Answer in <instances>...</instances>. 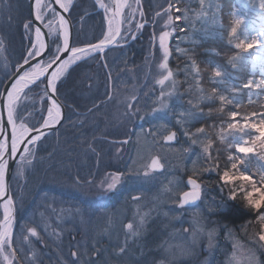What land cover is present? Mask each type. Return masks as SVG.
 Masks as SVG:
<instances>
[{
	"label": "rangeland",
	"instance_id": "374dc122",
	"mask_svg": "<svg viewBox=\"0 0 264 264\" xmlns=\"http://www.w3.org/2000/svg\"><path fill=\"white\" fill-rule=\"evenodd\" d=\"M82 2L86 3L85 7L80 6ZM91 2L95 4L94 0H72L71 11L80 15L77 19L73 18L76 21L75 28L89 39L99 37L102 31L107 30L106 16L110 17V13L106 14L95 4L96 17L94 18L100 21L101 28L93 30V20L88 19L90 15L88 9H93ZM169 2L174 5L170 11L173 17L172 25H167V16L156 17L157 12L162 13L167 9ZM239 2L242 6V4L245 5L246 0H239ZM104 3L112 5L114 0H104ZM49 4H51L50 0H42V5ZM127 5L131 7H125L121 19L132 14L131 18L135 23L145 21L149 23L140 32H136L133 28V33L138 36L137 39L133 40L130 37L121 39L119 44L112 45L107 51V63L115 78L117 99L103 112L97 113L95 118L88 116L86 108L90 106V98L97 91L96 87H93L89 92L88 85L98 84L99 91H104L102 85L105 80V72H103L105 68L101 71V68H98V62L90 61L88 66L78 68L74 73V79L69 80L67 85L70 90L67 93V102L78 104L77 111L83 115H75L70 109L66 110L67 115L70 121L77 125L84 121L83 127L70 125L61 129L59 137H49L39 151V155L46 156L47 151L55 150L56 159L45 160L42 164H38V171L30 170V166H25V175L18 177L14 170L11 191L16 193L13 231L16 235L14 246L18 249V254L13 257L11 249H6L3 254H0V264H6L4 255H8L13 264H58V257L63 260L68 254L67 245L71 235L65 231L62 242L58 241L52 234L51 228L45 231L49 220L52 221L53 227L72 229L77 239L86 238L92 242L99 240L101 246L107 249L104 258L107 259L108 264H230L234 253L239 264H249L246 257H251L250 264H264V245L257 241L261 225L254 221L256 231L250 227H248L250 229L246 228L247 223L238 229L228 225L221 216L224 210L223 201L218 199L220 195H227L224 189L229 190V188H234L237 195L243 196L245 189L251 191V185L237 181L234 185L225 186L223 190L218 186L216 195L215 190L206 182L209 174L217 179L218 172H222L225 168L230 169L228 157L237 155L245 159L246 164L242 167L250 170L257 188L262 186L260 176L264 174V149H261L257 142L254 153L240 156L235 152V148L237 143L251 141L256 135L252 129L243 131L240 129L243 128L246 117H252L253 123H260V114L264 113V108L262 110L260 107V100L264 107V87L258 89L253 86L251 89H246L247 95L241 91V98H237L235 93L228 90L223 91L228 94L224 93V96L231 101H237L238 105L244 101L258 103L253 105L250 114L240 106L233 108L230 113L226 111V108H222L224 118L212 122L210 126L199 122L204 116L202 106L207 102L203 87L201 84L199 87L196 86L195 95H192L189 90L183 92L180 84L183 78L188 79L191 75L195 77V82L199 80L195 75L200 74L201 68L192 61L190 68L185 65L188 55L184 52L183 46L188 43V40L186 34L178 33V24L175 22L176 4L172 0H139V3L137 0H127ZM246 5L259 8L257 16L254 14L245 20L242 30L245 41H260L259 47L247 53L245 51L246 61L251 66L248 80L252 79L258 83L264 77V10L260 8L258 2L249 1ZM254 7L251 8L252 11ZM42 10L45 13L42 22L46 25L53 17L47 8L42 7ZM141 12L144 13L143 17L140 15ZM180 13L181 20L186 25L189 23L192 28L196 26L197 19L203 17L198 10V14L195 13L192 7ZM154 20H159V23H153ZM30 21L29 0H0V80L4 82L7 81L6 73L12 71L11 65L19 60L29 46L28 34L23 25ZM54 26H58V17L54 21ZM129 26V23L125 21L122 24V31ZM192 28L190 31H193ZM161 30L173 33L170 37L172 54L168 69L172 71L173 76L165 81L164 85L157 83L163 75H167V71L159 68V64L163 62L162 52L157 47ZM153 34L157 38L156 43H150ZM124 35L127 37L128 33L125 32ZM180 36L182 42L178 40ZM31 38L35 39L34 31L31 33ZM129 49L132 52H129ZM176 53H182V60L185 58L180 61L181 66L178 61L175 65ZM189 60H192L190 56ZM234 62L231 60V63ZM235 64H240V61H236ZM226 67L227 65L224 64V68ZM214 69L210 71L211 82L224 84L222 76L225 72H221L220 77H215ZM86 76L93 79L87 80ZM186 85L185 83V88L188 86ZM161 89L165 93L162 99L168 108L153 112V109H160L158 97ZM1 91L2 88H0ZM144 93H148V96L145 97ZM168 93L171 95L169 96ZM185 94L189 95L187 100L183 99ZM243 94L246 97H243ZM136 95L141 97V110L138 117H133L132 121L128 122L124 119V106L120 101L126 99L130 101V98ZM32 99L31 96L25 98L22 95L19 103L30 105ZM177 104L180 109L177 108ZM233 111L239 113L238 127L229 129L228 125L234 122L231 118ZM253 113L257 115L253 117ZM124 124H127L129 129H133L136 135L132 136V143L124 145L118 153L117 148L105 143L103 137L123 139L122 125ZM201 127L204 131L197 132V129ZM150 128H155L159 135L155 138L151 135L145 136V132ZM171 131L177 133L176 140L165 143L163 137ZM185 132L189 135L186 136ZM94 136L97 138L96 147L101 152L99 161L92 153L84 155L83 152L86 148L84 140L91 142ZM137 136L140 137L139 142L136 140ZM192 140H196V143L192 144ZM208 145H211L209 148L211 158L204 152V148ZM69 148H75L79 153V159L76 162L82 166V171L84 173L92 171L95 174L96 185L85 184L77 188L65 183L62 175L44 174V169L49 164L58 167L59 161L67 159L65 152ZM155 156L160 158L163 169L144 176L146 166ZM217 164L219 169L216 168ZM206 169H211V172ZM116 171L125 173L118 190L101 194L99 182L106 173ZM189 175H195L201 183V200L197 202V206L181 208L178 195L189 190L186 186ZM53 185H57L56 189ZM135 196H139L140 199L133 200ZM45 198L49 202L54 200V206L57 209L69 206L82 208L85 213V222L80 223L78 218H74L63 224H56L52 213L44 207ZM255 198L258 199L259 196ZM1 208L3 219V207ZM41 213L44 214L43 217ZM141 220H143L142 225ZM127 223H133V230L138 235H131L125 227ZM28 227H36L39 236L43 238L47 246L31 236H29L31 243L22 245V229ZM196 228H202L203 232L197 231V242L194 244L190 233ZM105 229L107 231H104ZM184 229H189V233H185ZM212 230H215V237L213 247L209 248L207 233ZM125 239L128 241L127 254L113 258V252L118 251V246ZM98 264H103V259Z\"/></svg>",
	"mask_w": 264,
	"mask_h": 264
},
{
	"label": "snow or ice",
	"instance_id": "6c2138e0",
	"mask_svg": "<svg viewBox=\"0 0 264 264\" xmlns=\"http://www.w3.org/2000/svg\"><path fill=\"white\" fill-rule=\"evenodd\" d=\"M94 2L106 14L110 13V17L106 16L107 30L102 31L99 37L89 39L75 28L76 21L69 18L73 8L72 0H52V3L49 5H42V0H34V20L23 25L25 32L28 34L29 46L19 60L11 65L12 71L6 73L7 83L0 80V88L3 89L0 92V112L6 109V117L0 119V204L3 207V219L0 220V254H3L6 249H11V255L13 257L18 254V249L14 246L16 235L13 231L15 224L16 193L10 190V172L15 170L18 177L24 176L25 166H30V170L38 171V164H42L45 160L53 161L56 159L55 150H46V156L39 155V151L49 137H59L61 135V129L67 128L70 125L72 127H83L84 121H81L79 125L70 121L66 110L70 109L75 115H83V113L77 111L79 108L78 104L75 102L71 104L67 102V94L61 91L62 88H64L69 80L74 79V73H76L78 68L88 66L90 61L98 62L100 67L105 68V80L102 85L104 91H99L100 85L98 84L88 85L89 92H91L93 87L97 89L96 94L90 98V106L86 108L88 116L95 118L97 113L103 112L117 99L115 78L112 76L111 67L107 63V51L112 45L119 44L121 39H127L129 37L133 40L137 39L138 36L133 33V28L136 32H140L149 23L148 21L135 23L131 18L132 14H129L124 19H120L123 16L125 7H131L127 5V0H114L112 5L105 4L104 0H94ZM137 3H139V0H137ZM42 7L47 8L53 17L46 25H43L44 28H47V32L42 31V27L40 26L34 27L33 29L35 21H43L45 18ZM173 8L174 5L169 2L167 9L162 13L157 12L156 17L162 18L163 16H167V25H172L173 17L170 11ZM260 8L264 10V0H260ZM175 12L177 13L175 15V22L179 24L181 21V13L178 6L175 7ZM65 14H68V16ZM140 15L143 17L144 13L141 12ZM57 17L58 26H54V21ZM125 21L130 26L122 31L121 25ZM80 22L82 23V20ZM153 23H159V20H154ZM240 23L241 19L238 17L230 29V37L236 35L237 25ZM33 31L35 33L34 40L31 38ZM180 31L184 32L186 29L181 27ZM125 32L128 33L127 37L124 35ZM172 35L173 33L169 31L161 30L158 36L157 47L162 52L163 61L159 64V68L167 71V75H163V78L157 81L160 85H164L165 81H168L173 76L172 71L168 70L171 55L170 37ZM156 40L157 38L153 34L150 43H156ZM232 46L237 51L243 48L247 52L259 47L260 41H243ZM221 74L220 68L215 67V77H220ZM85 79L92 80L93 78L86 76ZM253 86L258 89L264 87V77L258 83L249 79L243 85L246 89H251ZM215 91L213 89V92ZM22 95L25 98L33 97L30 105L19 103ZM164 95L165 93L161 89L158 97L160 100V109H153V112L168 108V105L162 99ZM168 95L170 96L171 93H168ZM144 96L147 97L148 93H144ZM140 101L141 97L139 95L132 96L130 101L128 99L120 101L124 106L123 116L126 121L131 122L133 117H138L141 110ZM219 101L222 105L232 103L224 95L219 96ZM256 115V113L252 114L253 117ZM238 116L239 113L236 111L231 113V118L234 122L228 125L229 129H236L238 127ZM260 116V123L251 122L252 117L244 118L243 128L240 130L252 129L256 135L252 137L251 141L246 140L242 144L237 143L235 152L240 154V156H247L254 153L257 142H259L260 148L264 149V113H261ZM139 118L143 119V117ZM122 128L123 139L103 137L104 142L115 146L118 153L124 145L132 143L131 138L136 135L133 129L127 127V124L122 125ZM203 131V127L197 129V132L202 133ZM184 134L186 136L189 135L187 132ZM148 135L155 138L159 133L155 128H150L145 132V136ZM176 136L177 133L171 131L163 137V141L165 143L175 142ZM136 140L139 142L140 137L137 136ZM84 143L86 144V148L83 149L84 155L92 153L99 161L101 152L96 147L97 138L94 136L91 142L85 139ZM195 143L196 140H192V144ZM210 147L211 145H208L204 148V152L208 153L209 158H211V153L209 152ZM65 156L67 159L59 161L58 167L49 164L44 169V174L55 173L62 175L65 178V183L77 188L85 184L90 186L97 184L95 174L92 171L84 173L82 166L77 164L76 161L79 159V153L75 148L67 149ZM228 163L230 164V169L225 168L222 172H218L221 189L223 190L225 186L234 185L237 181L251 185V191L244 190L243 200L250 214H252L253 220L261 225L258 231L257 241L261 245H264V174L260 176L262 186L258 189L254 177L250 174V170L247 167H242L246 164L245 159L239 158L237 155H230L228 157ZM162 168L163 165L160 163L159 157L153 158L150 164L146 166L144 176H149L151 172ZM216 168L219 169V164L216 165ZM206 170L211 172V169ZM124 177L125 173L119 171L106 173L98 184V187L101 189V194L118 190V186L123 182ZM186 186L189 190L183 191L182 194L178 195L179 207L197 206V201L201 200V183L195 175H189ZM257 195L259 196L258 199L255 198ZM236 198V190L229 188V199L236 200ZM139 199V196L133 197V200ZM54 205V200L49 202L45 198L44 207L52 213L56 224H63L74 218H78L80 223L85 222V213L82 208L69 206L67 208L57 209ZM43 215L41 213L42 217ZM110 223L109 221V225ZM142 224L143 220H141ZM125 227L131 235H138L133 230V223H127ZM48 228L52 229V234L61 242L65 231L71 235V239L67 245L68 254L63 260L58 257V264H98L101 259H103V264H108L107 259L104 258V253L107 249L101 246L99 240L92 242L86 238L77 239L76 233L72 229L53 227L51 220L47 222L45 231ZM104 231H107V229ZM197 231L202 233L203 229L196 228L190 233L194 244L197 242ZM184 232L189 233V229H184ZM29 236L37 238L40 243L47 246L43 238L39 236L36 227L22 229V245L31 243ZM214 237L215 230L207 233L209 248L213 247ZM127 252L128 241L125 239L118 246V251L113 252V258L123 256ZM245 259L250 264L251 257H246ZM4 260L6 264H13V261L8 255H4ZM230 264H239L235 253Z\"/></svg>",
	"mask_w": 264,
	"mask_h": 264
},
{
	"label": "trees",
	"instance_id": "16d2710c",
	"mask_svg": "<svg viewBox=\"0 0 264 264\" xmlns=\"http://www.w3.org/2000/svg\"><path fill=\"white\" fill-rule=\"evenodd\" d=\"M176 6L179 7L180 12L192 7L197 13V10L203 17L201 19H197V24L194 28L185 24L184 21H180L178 24V33L186 34V38L188 43L183 46L184 52L188 55V59L185 63L186 67L190 68L191 61L196 62L198 66L201 68L200 74H196V78L199 79L195 82V77L191 75L188 79L183 78V82H181L180 86L183 88V92L189 90L192 95H195L196 86L202 85V90L205 95V99L207 102L202 106V111H204V116L199 122L203 124L211 125L212 122L224 118V114L222 112V108H226L227 112H231L233 108L240 106L246 113H251V109L253 105L258 103L253 102H243L238 105L237 101H232L230 104H221L219 101V96L223 95L230 91L235 93L237 98L242 97L241 91L246 94V88L243 87L245 83H247L251 66H249V62H247L246 52L243 48L237 51L232 45L236 43H240L245 41L242 36V30L244 28V22L248 18L252 17L254 14L257 16L258 6L254 7L251 5H246L249 1L258 2L260 0H246L245 5L242 6L239 4V0H172ZM93 9L88 11L89 18H92L93 25L92 27L101 28V23L99 20L95 19L96 17V5L92 3ZM86 3L82 2L81 7H85ZM240 5V6H239ZM253 8V11L251 8ZM149 11V10H148ZM234 13V14H233ZM198 14V13H197ZM71 18L77 19L80 17L79 14H75V12L71 13ZM91 16V17H90ZM240 17L241 23L237 25V33L235 36L230 37L229 32L231 27L234 24V21ZM252 20V19H249ZM183 27L186 31L181 32L180 29ZM193 31H190V29ZM98 29V30H99ZM102 30V29H101ZM180 42H182V37L178 38ZM230 41V42H229ZM176 44V43H175ZM177 45V44H176ZM131 50H133L132 45L130 46ZM129 49V52H132ZM182 53H176L177 60L175 61V65H177V61L179 66H181L180 61L182 60ZM189 56L192 60H189ZM185 59V58H184ZM183 59V60H184ZM230 59V61H229ZM182 60V61H183ZM229 62H227V61ZM231 60L235 61L231 63ZM240 61V64H235L236 61ZM224 64L227 65L224 68ZM216 65H219V68L222 67L221 72H225V75L222 76L224 84L219 82H211V70L215 68ZM100 66H98L99 68ZM101 71L104 70L103 67H100ZM182 68V67H181ZM105 72V71H103ZM69 82V81H68ZM188 85L185 88V83ZM190 86V87H189ZM213 89L216 91L213 92ZM69 87L66 84L62 91L66 94L69 91ZM188 93V92H187ZM243 94V95H244ZM191 95V96H192ZM228 95V94H227ZM247 95V94H246ZM189 97L188 94H185L184 100H187ZM243 97H246L245 95ZM260 107H262V100H260ZM177 108L180 109V106L177 104ZM238 108V107H237ZM228 109V110H227ZM241 111V110H239ZM206 118V120H205ZM197 121V120H196ZM217 159H215L216 161ZM217 177V176H216ZM207 184L217 191V187H221V183L219 178H214L212 174H209L206 179ZM54 186V185H53ZM55 189L57 187L54 186ZM216 188V189H215ZM225 188V187H223ZM224 192L227 194L225 196H221L218 199H221L224 204V210L221 213V216L227 221V224L234 228H241L243 224H246V228L250 227L255 229L254 220L252 214H250L249 209L246 206L245 201L243 200V196L241 194L237 195L236 200L229 199V190L224 189ZM217 195V193H216ZM248 225V226H247ZM245 226V225H244ZM248 228V229H250ZM256 231V230H254Z\"/></svg>",
	"mask_w": 264,
	"mask_h": 264
},
{
	"label": "water",
	"instance_id": "95a60500",
	"mask_svg": "<svg viewBox=\"0 0 264 264\" xmlns=\"http://www.w3.org/2000/svg\"><path fill=\"white\" fill-rule=\"evenodd\" d=\"M50 1L52 3V0H50ZM29 10H30L31 21H33L34 20V13H35L34 0H29ZM65 15L68 16V14H65ZM69 18L71 19V16H69ZM43 25H44V23L42 21H35V23L33 24V29H34V27L40 26V27H42V31L47 32V28H44ZM121 30H122V25H121ZM170 44H171V40H170ZM170 49H171V46H170ZM5 83H7V81ZM2 91H3V89H2ZM4 117H6V109H3V111L0 112V119H3ZM156 157H158V156H155L154 158H156ZM162 169H160L159 171H161ZM13 173H14V170L10 172V177H11V179H10V190H11V182H12ZM1 207H2V204H0V220H2V217H1V209L2 208Z\"/></svg>",
	"mask_w": 264,
	"mask_h": 264
},
{
	"label": "bare ground",
	"instance_id": "6f19581e",
	"mask_svg": "<svg viewBox=\"0 0 264 264\" xmlns=\"http://www.w3.org/2000/svg\"><path fill=\"white\" fill-rule=\"evenodd\" d=\"M71 19H73V18H71ZM95 26H96V25H95ZM95 26H94L93 30H98L99 27H96V28H95ZM110 49H111V48H110ZM110 49H109V50H110Z\"/></svg>",
	"mask_w": 264,
	"mask_h": 264
}]
</instances>
